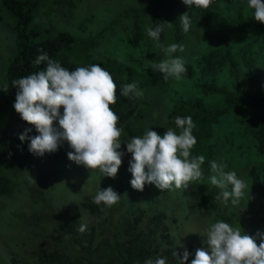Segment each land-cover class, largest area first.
<instances>
[{"label": "rangeland", "instance_id": "374dc122", "mask_svg": "<svg viewBox=\"0 0 264 264\" xmlns=\"http://www.w3.org/2000/svg\"><path fill=\"white\" fill-rule=\"evenodd\" d=\"M39 1L30 27L45 37L60 32L78 37L71 56L80 67H88L93 59H116L119 71L129 67L133 72L136 90L143 93L144 102L134 119L133 137L143 136L149 129L161 137L168 129L179 133L169 115L173 119L192 118L196 144L190 158L205 157L201 166L204 177L189 182L186 188L173 186L161 191L145 184L142 192L133 189V177L128 171L132 155L123 144L130 139L123 130L118 151L125 155L115 178L103 176L98 168L89 170L70 161L67 153L73 149L67 141L53 153L32 155L28 143L19 139L30 125L6 102L7 68L15 50V18L1 8L0 0V182L2 188L11 191L0 192V264H92L101 257L103 264H119L126 252L147 246L145 232L148 220L154 216H166L169 235L158 233L149 242L160 246L164 256L172 245L181 258L186 249V264H191L196 249H208L204 236L217 221L240 228L242 234L264 233V195L260 186L264 183V153L259 151L260 142L254 135L258 124L249 128L246 123V119L262 110L251 101L254 88L244 65L249 42L244 33L258 25L264 28V24L252 17L254 9L248 8L247 0H212L207 9H196L194 5L190 8L182 0ZM185 12L191 18L187 33L178 18ZM165 21L172 24H165L160 42L147 36V28ZM172 43L184 45L182 53L178 50L172 56L185 61L186 71L178 80L165 81L162 74L152 71L149 61L167 58L161 46ZM207 56L212 57L211 64L204 72ZM232 59L237 61L235 73ZM255 59L259 78L264 79V59ZM211 81L237 99L247 101L237 108L232 106L217 119L214 115L211 130L201 133L191 106L222 107L226 101L224 93L204 90L203 86L208 87ZM54 127L59 128L58 121H54ZM200 138L207 148L201 146ZM8 144L27 151L16 164H10L2 154ZM213 160L226 164L225 171H235L246 184L245 195L238 204L233 205L231 198L225 204L221 190L211 184ZM109 186L121 195L118 203L96 206L92 202L94 196ZM137 218L143 221L137 222ZM81 224L87 225L83 233L79 231ZM256 243L259 246V238ZM157 257L162 256L155 254L150 258ZM146 260H138L137 264Z\"/></svg>", "mask_w": 264, "mask_h": 264}, {"label": "clouds", "instance_id": "9594fccd", "mask_svg": "<svg viewBox=\"0 0 264 264\" xmlns=\"http://www.w3.org/2000/svg\"><path fill=\"white\" fill-rule=\"evenodd\" d=\"M182 2L190 8L194 5L196 9H207L212 4V0ZM247 6L254 9L252 17L264 24V0H247ZM178 18L183 32L187 33L191 24L188 12ZM165 24L171 26L172 23L165 21L147 28V36L160 42ZM14 34L13 54L17 41L15 30ZM178 50L182 53L184 45L172 43L167 47L161 46V52L167 58L149 61L152 71L162 74L165 81L169 78L178 80L186 71L185 61L181 57L172 56ZM38 52L40 54L33 63L44 67L11 82L12 87L17 89L13 108L20 114L22 120L33 125L38 133L30 136L32 128H26L19 134L20 141L27 142L28 151L37 157L57 151L62 143L67 141L73 149L67 153L70 161L89 170L98 168L103 176L115 178L125 153L118 151L122 145L120 142L122 129L117 126L119 118L110 107L117 99V85L112 76L100 65L77 67L70 71L53 60L43 49H38ZM13 57L14 55L10 63ZM136 88L135 83L127 84L122 87L120 94L126 98L133 94L142 96L143 93ZM54 121H58L59 128L54 127ZM174 123L180 130L179 133L168 129L161 137L149 129L143 136L131 137L123 143L126 145L127 153L132 155L128 171L133 177L130 181L133 189L142 192L145 184L155 185L161 191L170 190L173 186L180 189L188 187L191 181L203 179L204 172L201 166L205 157L200 155L190 158L191 149L196 144V138L192 135L195 127L192 118L177 116ZM226 167L224 163L211 161L212 175L209 179L212 185L221 190L220 196L225 204L231 198V203L235 205L245 195L246 184L237 178L235 171L226 172ZM120 197L121 195L109 186L100 189L92 202L98 206L103 203L110 207L118 203ZM86 229L87 225L84 224L79 227L81 233ZM204 237L203 243L208 245V249H196L191 264H264V233L258 231L256 236L245 232L242 234L240 228H233L227 222L217 221L206 230ZM257 238L260 239L259 246L256 243ZM172 255L177 264H186L189 258L186 249L182 258L176 251H173ZM144 264H167V258H149Z\"/></svg>", "mask_w": 264, "mask_h": 264}, {"label": "trees", "instance_id": "16d2710c", "mask_svg": "<svg viewBox=\"0 0 264 264\" xmlns=\"http://www.w3.org/2000/svg\"><path fill=\"white\" fill-rule=\"evenodd\" d=\"M224 1L230 3L233 0ZM39 4V0H2L1 3V8L7 10L15 18L13 31L15 30L17 36L16 51L14 52V57L7 69L8 86L5 96L6 102L8 104H12V106L16 100L17 89L12 87L11 82L14 79H19L21 77L28 76L31 73L37 72L44 67V65L37 66L33 63L37 55L40 54L38 49H43L46 51L53 60L61 63L63 67L70 71L80 67L77 60L71 56V53L74 51V46L79 40L78 37H75L69 32H60L51 37H42L41 32L38 29L35 30L30 27V23L34 17L33 12L38 9ZM209 26H211V24ZM241 30H243V26H241ZM40 36L42 38H40ZM244 38L249 40L246 46L248 51L244 53L246 57L244 65L247 67L248 77L251 86L254 88V93L250 96V98L254 104L259 106V111L262 110V112L258 113L257 115L246 119V123L249 128H253L255 124H258L257 133H254V135H256V139L260 142L258 146L259 151L264 153V79L259 78L256 69L257 60L255 59L261 57L264 59V28L260 27L259 25L257 28L252 27L244 33ZM255 54L258 56H255ZM210 56L205 57V65L203 68L204 72L211 64L212 57ZM117 62H119V60L116 59H93L89 60L88 66L100 65L112 76L115 84L117 85V99L116 103L110 105V107L119 118L117 125L122 128L124 134L130 139L133 137V134H135V129L133 126L134 119L138 117V112L141 108L140 105L143 102V98L142 96H136L134 94L129 98H126L120 94L123 86L135 82L132 77L133 72L130 70V68L127 67L124 69V71H119L118 68L120 66L117 65ZM198 63L201 65V60ZM231 64V69L235 73L237 70V61L232 59ZM208 76L211 77L209 72ZM203 88L209 93H224L226 96V101L222 107H208L201 104L191 106V109L196 112L195 123L197 124L198 130H200L201 133L204 131L209 132L211 130L210 123L213 122L212 117L214 115L216 116L215 119H217L219 116H222L223 112H226L232 106H236L237 108L242 104L243 101H247L244 98L237 99L231 94V92L226 91L221 87H217V84H213V81H211V84H208V87L203 86ZM169 118L171 121L175 120L173 119L172 114L169 115ZM29 127L32 128V131L29 133L30 136L38 135L33 125L26 126V128ZM199 142L202 147H208L207 145L203 144V139L200 138ZM2 154L6 157L5 159L10 162V164H16L20 161L22 156L27 154V151H23V149L18 150V147L8 144L7 151H4ZM260 186L262 194L264 195V183H261ZM0 192H8L9 194L11 193V191L2 188L1 182ZM96 206H94V209ZM165 218L166 216L151 217L148 220V230L145 232L144 239L146 242L144 244L147 246H144V248H142L140 251L132 250L129 251V253L126 252V254L123 256L122 263L119 264H137L138 260L148 259L155 254L166 257L167 264H177V260L172 256L173 251H175V246L172 245V247L169 249L167 248V254L164 256L160 246H157L155 242H149L150 238L156 239V235L158 233H160L162 236L169 235L168 231L170 227L165 222ZM139 220L143 221L142 218H137V222H139ZM261 220L264 222V213ZM85 258H88V256L85 255ZM101 258L104 260L103 257ZM101 258H96L92 264H103V260ZM89 264H91V262ZM138 264H143V262Z\"/></svg>", "mask_w": 264, "mask_h": 264}]
</instances>
